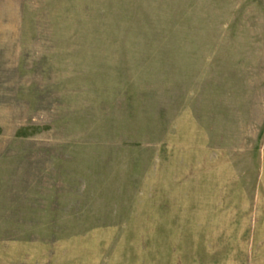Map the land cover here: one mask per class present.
Returning a JSON list of instances; mask_svg holds the SVG:
<instances>
[{
    "label": "rangeland",
    "instance_id": "obj_1",
    "mask_svg": "<svg viewBox=\"0 0 264 264\" xmlns=\"http://www.w3.org/2000/svg\"><path fill=\"white\" fill-rule=\"evenodd\" d=\"M0 264H264V0H0Z\"/></svg>",
    "mask_w": 264,
    "mask_h": 264
}]
</instances>
